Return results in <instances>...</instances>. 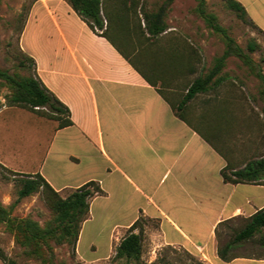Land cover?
Wrapping results in <instances>:
<instances>
[{
    "label": "crops",
    "instance_id": "crops-1",
    "mask_svg": "<svg viewBox=\"0 0 264 264\" xmlns=\"http://www.w3.org/2000/svg\"><path fill=\"white\" fill-rule=\"evenodd\" d=\"M238 1L264 34V0ZM165 41L187 44L182 36ZM19 43L35 59L45 85L68 106L73 124L60 128L46 118L57 124L35 169L0 163L40 173L63 196L90 181L100 184L103 192L89 200L77 248L86 235L88 247L106 252L92 261L106 259L142 217L155 222L146 230L144 225L153 258L163 247H178L205 264H264V255L224 259L218 253L222 222L245 220L264 208V184L225 182L221 175L228 158L241 166L247 162L245 156L236 159L230 141L239 120H245L244 100L226 80L198 94L187 109L188 120L227 125L218 136L222 151L174 113L158 91L161 81L152 85L67 0H36ZM178 56L190 58L185 52ZM148 61L141 66L150 74ZM198 72L176 70L169 76L170 94L181 99L187 92L182 84Z\"/></svg>",
    "mask_w": 264,
    "mask_h": 264
},
{
    "label": "trees",
    "instance_id": "trees-1",
    "mask_svg": "<svg viewBox=\"0 0 264 264\" xmlns=\"http://www.w3.org/2000/svg\"><path fill=\"white\" fill-rule=\"evenodd\" d=\"M35 1L33 0L31 5ZM67 1L94 32L110 40L152 85L157 86V82L161 81L158 91L170 102L178 117L192 125L207 141L225 151L222 142L218 141V136H222L227 125L206 124L207 120L204 123L202 120H188V103L198 94L208 93L227 80L228 76L224 73V69L231 56L239 58L264 85V72L251 55L260 49L259 42L251 40L246 49L242 47L230 34L228 28L220 23L218 16L208 10L206 0H197L195 13L214 33L221 37L225 47L221 55L214 57L212 66L206 73L196 76L187 84H182L185 89L187 88L183 97L175 98L170 94L172 86L170 82L168 83L169 76L173 75L176 70L184 68L188 69L189 73H195L198 70L196 62H199L201 58L196 57L197 53L195 54L193 50L189 51V44L179 41L166 44L165 32L169 28L166 19L174 0H165L163 4L154 8H150L146 0ZM224 2L228 8L236 12L240 19L261 31L249 18L241 2L238 0H224ZM30 7H28L25 20ZM23 28L24 24L20 28V33ZM181 52L188 53L190 58L184 61L178 56ZM17 55L18 63L13 71L0 66V91L2 87L8 88L5 94L7 105L22 107L41 117L55 120L60 128L72 125L70 109L39 77L35 59L24 52L21 47ZM145 60H150L148 61L150 74H147L141 66ZM180 86L178 84L176 87ZM261 94L264 95V90ZM235 164L233 159L228 158V163L221 170L225 182L264 184V157L250 159L243 166ZM10 171L14 175H19L18 199L40 192L49 205L52 216L41 224L32 216L13 215V206H5L0 201V224H3L6 230L14 235L15 241L23 248L26 256L39 259L41 264H58L55 245L68 244L73 248L76 247L82 224L89 213V200L94 195L103 192L100 184L90 181L63 196L40 173L26 174ZM145 221V218L140 217L131 226L116 247L115 259L141 261ZM136 228H139V232H135ZM263 230L264 208L246 218L244 225L235 231L231 239L219 246V255L224 259L238 256L231 254L232 250L253 239ZM0 259L4 264H18L1 247Z\"/></svg>",
    "mask_w": 264,
    "mask_h": 264
},
{
    "label": "rangeland",
    "instance_id": "rangeland-1",
    "mask_svg": "<svg viewBox=\"0 0 264 264\" xmlns=\"http://www.w3.org/2000/svg\"><path fill=\"white\" fill-rule=\"evenodd\" d=\"M33 0H0V66L13 71L18 63L20 28L25 22V15ZM165 0H146L150 8L163 4ZM209 11L214 12L220 23L228 28L230 34L245 49L251 40L260 43L259 50L251 53L253 59L264 72V34L251 24L240 19L236 12L228 8L224 0H206ZM197 0H174L167 16L169 27L177 30L166 33L165 37L182 36L190 45L196 57L199 70L197 75L206 73L212 66L214 57L224 51V42L199 17L194 9ZM202 70V71H201ZM227 74L226 87L243 98L245 120H239V127L233 131L231 144L236 159L245 160L264 157V85L261 80L242 63L231 56L224 69ZM190 76L188 82L196 76ZM7 87L0 91V159L7 161L13 167L23 166L29 170L35 169L37 156L45 149L52 134L54 123L25 108L9 106L5 98ZM209 116L212 113H208ZM216 139V138H215ZM246 149V150H245ZM235 165H240L237 162ZM0 163V201L5 206H13V215L19 217L32 216L44 224L52 216L51 209L42 193L36 192L18 199V178ZM20 172V171H19ZM68 195V194H67ZM145 230L155 226L154 221H145ZM245 220H229L220 226L218 240L224 245L240 229ZM0 247L18 264H41L37 258L28 257L23 248L15 241L14 235L0 224ZM58 264H205L202 259L189 251L178 247H163L152 257L147 241L143 240V256L141 261L115 259L114 252L106 259L92 261L93 257L104 256V247L98 250L87 246V236L75 248L68 244L55 245ZM231 254L264 255V230L253 239L238 245ZM0 264H4L0 259Z\"/></svg>",
    "mask_w": 264,
    "mask_h": 264
}]
</instances>
